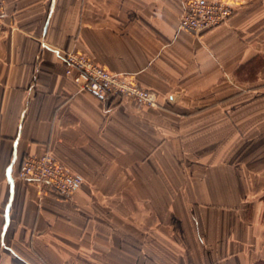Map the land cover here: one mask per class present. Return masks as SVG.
I'll list each match as a JSON object with an SVG mask.
<instances>
[{"label":"crops","instance_id":"0c3cea01","mask_svg":"<svg viewBox=\"0 0 264 264\" xmlns=\"http://www.w3.org/2000/svg\"><path fill=\"white\" fill-rule=\"evenodd\" d=\"M186 1L3 0L0 264L264 258V0L198 36ZM72 52L157 105L107 109L65 77ZM45 153L81 176L70 199L16 178Z\"/></svg>","mask_w":264,"mask_h":264},{"label":"built area","instance_id":"2783aa9c","mask_svg":"<svg viewBox=\"0 0 264 264\" xmlns=\"http://www.w3.org/2000/svg\"><path fill=\"white\" fill-rule=\"evenodd\" d=\"M234 10L225 0H187L179 19V28L198 36L223 25ZM5 5L0 0V32L5 29ZM65 77L79 91L87 92L107 109L132 103L138 107L153 108L155 95L139 86L124 74L111 73L80 53L64 54ZM16 178L35 186L39 192L68 200L79 189L82 178L59 164L45 153L23 160Z\"/></svg>","mask_w":264,"mask_h":264},{"label":"rangeland","instance_id":"374dc122","mask_svg":"<svg viewBox=\"0 0 264 264\" xmlns=\"http://www.w3.org/2000/svg\"><path fill=\"white\" fill-rule=\"evenodd\" d=\"M255 264H264V258L261 261H258V263Z\"/></svg>","mask_w":264,"mask_h":264},{"label":"trees","instance_id":"16d2710c","mask_svg":"<svg viewBox=\"0 0 264 264\" xmlns=\"http://www.w3.org/2000/svg\"><path fill=\"white\" fill-rule=\"evenodd\" d=\"M263 216H264V214H263ZM258 263V262H257Z\"/></svg>","mask_w":264,"mask_h":264}]
</instances>
